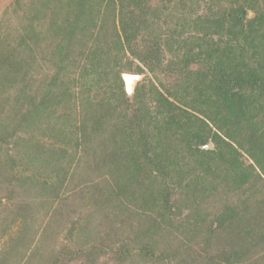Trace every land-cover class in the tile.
<instances>
[{
    "label": "trees",
    "instance_id": "obj_1",
    "mask_svg": "<svg viewBox=\"0 0 264 264\" xmlns=\"http://www.w3.org/2000/svg\"><path fill=\"white\" fill-rule=\"evenodd\" d=\"M8 17L0 264H264V0H14ZM125 73L144 76L133 97Z\"/></svg>",
    "mask_w": 264,
    "mask_h": 264
},
{
    "label": "rangeland",
    "instance_id": "obj_2",
    "mask_svg": "<svg viewBox=\"0 0 264 264\" xmlns=\"http://www.w3.org/2000/svg\"><path fill=\"white\" fill-rule=\"evenodd\" d=\"M13 2H14V0H0V17L5 12V10H7V8L10 6V4H12ZM253 15H254V13L251 10L250 11V16H253ZM11 18L12 17H8L4 21L2 20V23H1V26H0V29H1L0 32H1L2 36L4 38L10 39V41L16 36L17 30L20 28L19 24H18V21L15 18H13V19H11ZM244 159H245V161H247V163L249 162V158L246 155L244 156ZM262 179H263V183H262V181L260 182L262 184L260 185V188L258 189V192H259L258 195H259L260 198L264 199V177ZM3 196L4 195L2 193H0V197H3ZM240 199H241L240 196H235V195L233 197H231V196H228V197L221 196L219 198H215V199L209 201L205 205V207H206L205 212L207 214L211 215V216H214V215L220 213L224 209L225 204H227L228 202L236 203ZM3 204H5V201L3 202ZM84 213H86V211ZM44 225H45V222L42 224V226H44ZM2 227H3V225H2V223H0V249L2 248L4 242L7 241L10 238V233L7 234V235L5 233V236H3ZM67 229H66V231L63 230L62 233L59 232L58 234H56L53 237V239L57 240V241H53L52 245L53 244H60V243L63 242L64 237L67 234ZM175 238H177L176 244L181 246L183 243L180 242V237L177 236ZM184 239H185V241L187 243L188 237L186 235L184 236ZM191 248H192V250L190 251L189 254L192 255V254L196 253V255H200V251H199L200 247L198 245H196V244L192 245ZM259 255L263 257L264 256V251H261L259 253ZM188 256H190V255H188ZM12 263L14 264V262H12Z\"/></svg>",
    "mask_w": 264,
    "mask_h": 264
},
{
    "label": "water",
    "instance_id": "obj_3",
    "mask_svg": "<svg viewBox=\"0 0 264 264\" xmlns=\"http://www.w3.org/2000/svg\"><path fill=\"white\" fill-rule=\"evenodd\" d=\"M144 79L142 75H134V74H124L123 80L125 82L127 93L130 97H133L137 85ZM205 148L211 149V145L206 146Z\"/></svg>",
    "mask_w": 264,
    "mask_h": 264
}]
</instances>
